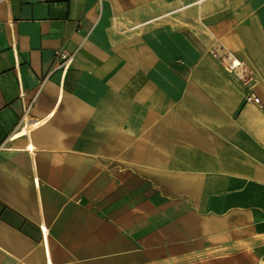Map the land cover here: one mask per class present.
I'll list each match as a JSON object with an SVG mask.
<instances>
[{
  "label": "crops",
  "instance_id": "obj_1",
  "mask_svg": "<svg viewBox=\"0 0 264 264\" xmlns=\"http://www.w3.org/2000/svg\"><path fill=\"white\" fill-rule=\"evenodd\" d=\"M0 264H264V0H0Z\"/></svg>",
  "mask_w": 264,
  "mask_h": 264
},
{
  "label": "built area",
  "instance_id": "obj_2",
  "mask_svg": "<svg viewBox=\"0 0 264 264\" xmlns=\"http://www.w3.org/2000/svg\"><path fill=\"white\" fill-rule=\"evenodd\" d=\"M42 3H53L55 0H36ZM218 57L222 65L226 68V70L234 75L239 80L246 81L249 77V71L246 63L242 62L231 52H225L223 54L216 53L215 55ZM56 57L60 59V67L63 68V75L65 77L70 64L73 62V57L68 55L65 52H57ZM247 103H253L256 105H261V99L256 97L253 93L247 95L246 98Z\"/></svg>",
  "mask_w": 264,
  "mask_h": 264
},
{
  "label": "bare ground",
  "instance_id": "obj_3",
  "mask_svg": "<svg viewBox=\"0 0 264 264\" xmlns=\"http://www.w3.org/2000/svg\"><path fill=\"white\" fill-rule=\"evenodd\" d=\"M21 133H25V131L23 130ZM22 135V134H21Z\"/></svg>",
  "mask_w": 264,
  "mask_h": 264
}]
</instances>
